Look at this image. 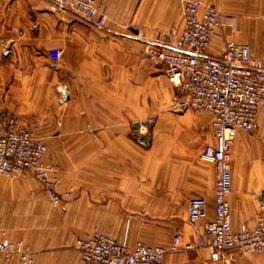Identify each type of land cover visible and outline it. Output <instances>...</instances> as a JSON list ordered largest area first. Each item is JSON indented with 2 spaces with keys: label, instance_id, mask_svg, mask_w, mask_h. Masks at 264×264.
<instances>
[{
  "label": "crops",
  "instance_id": "obj_1",
  "mask_svg": "<svg viewBox=\"0 0 264 264\" xmlns=\"http://www.w3.org/2000/svg\"><path fill=\"white\" fill-rule=\"evenodd\" d=\"M203 1L218 9L226 2ZM229 1L228 11L243 17L223 30L220 53L230 30L235 40L226 42L249 43L263 55L264 0ZM183 2L105 0L107 20L99 27L76 12L52 10V0H0V112L41 123L59 169L58 191L77 193L54 206L32 173L0 175V237L23 239L33 264H83L74 242L95 231L130 246L167 245L176 233L195 241L204 225L189 220L195 197L206 198L213 219L217 168L200 160L204 146L215 144L212 116L177 107L179 91L145 55L161 31L182 27ZM50 48L63 49L58 62ZM151 117L152 141L144 148L132 129ZM232 154L237 229L252 226L264 204V112L254 132H238ZM164 264L220 263L198 248L169 253Z\"/></svg>",
  "mask_w": 264,
  "mask_h": 264
},
{
  "label": "built area",
  "instance_id": "obj_2",
  "mask_svg": "<svg viewBox=\"0 0 264 264\" xmlns=\"http://www.w3.org/2000/svg\"><path fill=\"white\" fill-rule=\"evenodd\" d=\"M105 0H52V10L73 11L86 22L103 27L107 20ZM183 25L171 27L166 34L146 45L148 58L160 62L169 83L180 93L177 107H192L212 115L215 144L204 146L200 159L214 164L217 179L214 187V217L208 218L205 197L189 202L191 222H204L195 241H185L182 234L173 235L168 246L137 242L129 249L125 242L93 233L75 240L74 248L84 264H164L169 253L180 249L207 248L210 260L234 261L247 252H264V204L253 226L233 227L229 197L233 192L231 152L240 131L254 132L264 111V55L253 53L246 42L227 41L223 51H209L214 39L226 28L234 29L237 21L200 0H184ZM61 48L48 50L49 58L58 62ZM30 128L20 124L14 115L0 112V175L16 178L30 172L43 185L54 206L61 204L59 181L54 166L45 161L49 155L42 138H35ZM74 193L72 188L70 194ZM127 246V247H126ZM0 253L6 262L34 263V256L23 242L0 240Z\"/></svg>",
  "mask_w": 264,
  "mask_h": 264
},
{
  "label": "rangeland",
  "instance_id": "obj_3",
  "mask_svg": "<svg viewBox=\"0 0 264 264\" xmlns=\"http://www.w3.org/2000/svg\"><path fill=\"white\" fill-rule=\"evenodd\" d=\"M200 1H202L204 4H206L203 0H200ZM208 5V4H207ZM211 6H213V5H211ZM214 7V6H213ZM216 8V7H215ZM232 8H233V4H232V2L231 1H229V0H226V2L223 4L222 2H221V4H220V9H218V8H216V9H218L219 10V12H221V14L222 15H224V16H233V17H235L236 18V21H237V19H239V18H241V17H243L242 15H239V14H237V13H231V11H228V9L229 10H232ZM226 29H230V28H226ZM167 31L168 30H165V31H161L159 34H158V36L156 37V39H158L159 38V36L160 35H163V34H166L167 33ZM228 31V30H227ZM225 34H227V35H229L228 37V39H226L225 38ZM233 32L232 31H228V33H226V31H225V33H224V37H222L221 39V44H222V46H221V49H222V51H223V49H224V46H225V44H226V40H235L234 38H233ZM223 35V32L221 33V35L220 36H222ZM219 39V44H218V46H214V47H218V50H216V52L217 53H214V55H218V54H220V37H218ZM155 39V40H156ZM149 42H152V41H149ZM149 42H147L146 43V45L149 43ZM145 48H146V46H145ZM51 49V48H50ZM62 49V48H61ZM145 55H146V53H145ZM264 55V54H263ZM257 56H262V55H257ZM146 57H147V55H146ZM148 58V57H147ZM149 60H151L150 58H148ZM152 62H155L156 63V61L155 60H151ZM174 87V86H173ZM175 88V87H174ZM176 89V88H175ZM178 101V98L176 99V101H175V103ZM182 109V108H181ZM198 112H200V111H198ZM262 112H264V111H262ZM6 114H10V115H14V114H11V113H6ZM211 115V114H210ZM15 117H16V119L17 120H19V122H20V124H22L23 126H26V127H28V128H30V130L32 131L31 132V134L35 137V138H42V140L44 141L45 140V136L43 135V133H42V127H41V123L40 122H26V123H24V122H22L20 119H19V117L18 116H16V115H14ZM212 116V115H211ZM212 122V121H211ZM152 123H155V118L154 117H151L150 119H148V120H146L145 122H140V128H139V130L140 131H147L148 132V135H150L151 137H152V130H151V125L150 124H152ZM211 129H213V127H212V123H211ZM133 131H132V138H134V136H133V134H134V132H135V129L133 128L132 129ZM213 133H214V130H213ZM214 136H215V134H214ZM45 137V138H44ZM152 141V138H150V142ZM45 142V141H44ZM138 142V141H137ZM215 142H216V140H215ZM139 143V142H138ZM145 143L146 144H148V141H145ZM235 143V142H234ZM46 144V143H45ZM140 144V143H139ZM141 145V144H140ZM150 145H151V143H150ZM150 145L148 146V147H145V146H143V145H141L142 147H144V148H149L150 147ZM46 146H47V149H48V152H49V155L45 158V161L47 162V163H50L52 166H54V170L52 171V173H53V175H55V176H57V173H58V166L55 164V162H54V154L52 153V151H51V149H49V146L46 144ZM233 147H234V145H233ZM232 152H233V148H232ZM232 152H231V160H232V165H233V158H232ZM201 154V153H200ZM201 160V159H200ZM211 164V163H210ZM232 169H233V167H232ZM33 175V174H32ZM58 177V176H57ZM17 178V177H16ZM13 179H15V178H13ZM71 189L72 188H70L69 190H67L64 194H62V193H60V195H61V203H62V201H63V199H64V197H66V198H68V199H73V198H75L76 197V195H77V193H76V191H74V193L73 194H70V191H71ZM262 205V204H261ZM260 209H261V207H260ZM258 213H259V211H258ZM257 213V214H258ZM190 220V219H189ZM254 223H255V221H254ZM242 224H245V223H242ZM248 225V224H247ZM254 225V224H253ZM252 225V226H253ZM250 226V225H249ZM94 234L95 233H100V234H103V235H107V236H109V237H111V238H113V239H115V240H117V241H120V242H125L126 243V245L128 246V248L129 249H133L134 248V246H135V244L137 243V242H135V244L133 245V246H130L128 243H127V241L126 240H121V239H116V238H114V237H112L111 235H109V234H106V233H103V232H100V231H95V232H93ZM92 233V234H93ZM91 234V235H92ZM90 235V236H91ZM90 236H88V237H85L86 239L87 238H89ZM82 238V237H81ZM2 239H7L6 238V236H5V234H3V236L2 237H0V240H2ZM76 239H78V238H76ZM8 240H10V239H8ZM172 240V239H171ZM10 241H12L14 244H17V243H19V242H23L24 244H25V246H27L28 247V249L30 250V247L28 246V244H26L25 243V241L23 240V239H17V240H10ZM138 242H141V241H138ZM142 243H144V242H142ZM74 244H75V242H74ZM145 244H147V243H145ZM169 244H171V241H170V243ZM169 244H167V245H161V246H168ZM149 245V244H148ZM126 246V247H127ZM153 246H158V245H153ZM74 247V246H73ZM75 249V248H74ZM80 254V253H79ZM0 255H1V258L3 259V261H4V263H12V262H6L5 260H4V258H3V256H2V254L0 253ZM81 256V255H80ZM82 260V259H81ZM241 260V261H240ZM13 262H15V261H13ZM18 262V261H17ZM20 263V262H19ZM83 263V262H82ZM33 264V263H32ZM84 264V263H83ZM222 264H227V263H222ZM229 264H264V252H247L246 254H243V255H239V256H236V257H234V261H231Z\"/></svg>",
  "mask_w": 264,
  "mask_h": 264
},
{
  "label": "water",
  "instance_id": "obj_4",
  "mask_svg": "<svg viewBox=\"0 0 264 264\" xmlns=\"http://www.w3.org/2000/svg\"><path fill=\"white\" fill-rule=\"evenodd\" d=\"M133 128L135 129V132L133 134L136 141H138L141 145L148 147L150 145V138H152L150 135H148L147 131H140V123H135L133 125ZM145 141H148V144L145 143Z\"/></svg>",
  "mask_w": 264,
  "mask_h": 264
}]
</instances>
